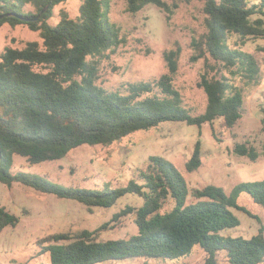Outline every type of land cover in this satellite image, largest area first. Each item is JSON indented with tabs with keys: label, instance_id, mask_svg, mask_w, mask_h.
<instances>
[{
	"label": "trees",
	"instance_id": "trees-1",
	"mask_svg": "<svg viewBox=\"0 0 264 264\" xmlns=\"http://www.w3.org/2000/svg\"><path fill=\"white\" fill-rule=\"evenodd\" d=\"M66 1L0 0V27L22 24L42 37L22 46L6 45L0 52V182L8 187L21 183L89 208L112 207L129 194L140 196L143 202L127 205L112 220L134 215L136 234L100 239L107 222L93 230L41 238L42 252L49 254L52 264H96L137 257L146 258L144 264H148L151 258L186 257L200 246L206 254L204 264H222L221 252L226 253L228 264L264 263V226L251 237L225 234L241 225L236 209L259 219L240 204L239 197L246 192L264 207V179L239 183L230 192L209 184L193 190L194 200L188 201L190 188L185 175L159 155L150 156L147 167L119 187L64 186L37 173L12 169L15 155L25 157L30 164L60 160L84 144L110 145L169 121L201 128L222 119L227 127H233L244 113V89L237 79L245 86L260 80L257 55L242 45L251 39H264V0L204 1L205 30L191 44V60L203 59L205 64L200 86L206 92L207 106L200 114H192L176 84L182 53L179 44L164 52L167 71L160 77L128 81L115 90L99 84L103 58L109 50L125 44L127 35L110 19L111 0H80L78 16L61 9L59 21L51 24L55 7ZM126 1L133 14L148 4L173 12L165 0ZM262 111L264 124V107ZM235 152L257 160L264 157V143L258 150L240 142ZM201 164L199 139L186 168L194 171ZM170 198L174 207L162 211ZM19 218L0 205V234L7 226H15Z\"/></svg>",
	"mask_w": 264,
	"mask_h": 264
},
{
	"label": "rangeland",
	"instance_id": "rangeland-1",
	"mask_svg": "<svg viewBox=\"0 0 264 264\" xmlns=\"http://www.w3.org/2000/svg\"><path fill=\"white\" fill-rule=\"evenodd\" d=\"M165 1L173 9L172 13L148 4L133 14L127 10L126 0L110 1V19L122 28L127 42L116 51H108V57H104L100 65L98 82L115 90L128 81L158 78L167 71L164 52L179 44L182 53L176 84L192 114H200L207 106L206 92L200 86L205 64L203 59L191 60V44L205 30V0ZM80 3V0H68L57 5L50 23L59 21L61 9L68 10L72 17L78 16ZM233 38L241 42L237 36ZM29 40L41 41V33L22 24L6 23L0 27V52L6 45L22 46ZM242 47L257 55L261 66L260 80L258 84L245 86L237 79L244 89V113L233 127H227L222 119L201 128L169 121L150 130L134 132L110 145L84 144L60 160L30 164L25 157L15 155L13 171L37 173L64 186L119 187L126 185L139 169L146 168L150 156L159 155L171 160L185 175L190 188L188 201L194 200L193 190L209 184L230 192L239 183L264 179L263 156L252 161L235 152V146L240 142L254 145L258 150L264 143V39H251ZM199 139L202 164L198 169L188 171L186 163ZM142 202L140 196L129 194L112 207L89 208L76 200L59 198L21 183L8 187L0 182V205L20 217L15 226H7L0 234V264H52L49 254L42 252L39 241L53 233L93 230L109 222V226L100 232V239L127 238L138 233L134 215L123 216L118 221H112L113 216L127 205L140 206ZM239 202L260 220L236 209L241 225L225 234L251 237L264 226V207L246 192L240 195ZM174 205L175 201L170 198L162 211H169ZM205 256L204 250L195 246L186 257L177 260L151 258L148 264H204ZM145 261L146 258L137 257L96 264H144ZM219 261L228 264L225 252L219 254Z\"/></svg>",
	"mask_w": 264,
	"mask_h": 264
},
{
	"label": "water",
	"instance_id": "water-1",
	"mask_svg": "<svg viewBox=\"0 0 264 264\" xmlns=\"http://www.w3.org/2000/svg\"><path fill=\"white\" fill-rule=\"evenodd\" d=\"M49 7V4H47V6L42 10V12H44L47 8ZM12 14H15V13H12ZM0 17H3V15L2 16H0ZM24 18V17H23ZM39 18V16H37V18L36 19H38ZM1 155V154H0Z\"/></svg>",
	"mask_w": 264,
	"mask_h": 264
}]
</instances>
